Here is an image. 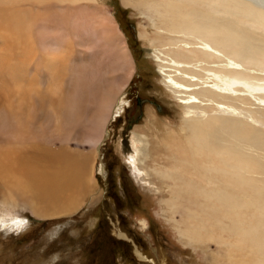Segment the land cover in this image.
<instances>
[{
	"label": "bare ground",
	"instance_id": "bare-ground-1",
	"mask_svg": "<svg viewBox=\"0 0 264 264\" xmlns=\"http://www.w3.org/2000/svg\"><path fill=\"white\" fill-rule=\"evenodd\" d=\"M254 1L119 0L142 17L137 37L154 51L165 87L190 93L179 96L185 133L158 135L164 128L146 109L124 160L136 179L143 172V181L164 183L163 203L180 215L182 234L226 248L232 264H264V130L235 118V109L208 113L202 101L264 113V75L232 67L264 68V0ZM135 69L124 29L103 2L0 0L1 206L54 217L100 197V145ZM240 80L257 83L258 96H247L246 85L243 94L221 88ZM5 213L4 229L21 224ZM134 254L151 261L138 247Z\"/></svg>",
	"mask_w": 264,
	"mask_h": 264
},
{
	"label": "rangeland",
	"instance_id": "rangeland-1",
	"mask_svg": "<svg viewBox=\"0 0 264 264\" xmlns=\"http://www.w3.org/2000/svg\"><path fill=\"white\" fill-rule=\"evenodd\" d=\"M98 1L116 15L136 62L132 79L125 87L126 96L120 113L113 114L108 124V134L100 145L96 163L102 162L105 173L103 175L96 171L95 176L101 195L92 203L88 200L71 214L54 217H37L22 206L9 209L0 205V218L8 211L21 219V224L9 230L0 223V264L234 263L235 258L227 256L226 248L219 247L211 240L194 242L182 234L184 227L180 223V215L177 212L170 213L163 203L167 198L164 183L152 175L146 178L148 181H143V172L138 173V179L132 176L131 166L124 157L134 151L132 132L145 125V110L150 109L155 115V120L160 124L157 129L164 128L163 133L161 131L158 135L178 134L181 137L185 133L181 126L185 106L179 96H188L190 93L174 94L165 87L164 75L156 66L154 51L137 37V23L142 21V17L134 10L122 7L119 0ZM233 66L236 72L248 70L264 75V68L260 71L245 64L243 67V63ZM247 82L240 80V85H237L226 81L225 85L221 84V88L235 90L246 85L250 88L247 96H258L259 89H253L257 83L253 85ZM242 89L246 90L245 87ZM245 90H237V93H246ZM202 102L208 113L226 107L235 109L239 111L237 114L232 113L235 118L247 121V116V125L264 130V113L259 108L250 109L240 102L219 105L210 101ZM220 114L232 115L222 110ZM134 156L139 167L147 165V155L137 156L134 152ZM157 184H161L160 190ZM96 196L99 195L93 197ZM9 215L5 218L10 219ZM119 231L124 232L127 239L120 238ZM135 247L151 261L138 259L134 254Z\"/></svg>",
	"mask_w": 264,
	"mask_h": 264
},
{
	"label": "flooded vegetation",
	"instance_id": "flooded-vegetation-1",
	"mask_svg": "<svg viewBox=\"0 0 264 264\" xmlns=\"http://www.w3.org/2000/svg\"><path fill=\"white\" fill-rule=\"evenodd\" d=\"M129 165V164H128Z\"/></svg>",
	"mask_w": 264,
	"mask_h": 264
}]
</instances>
